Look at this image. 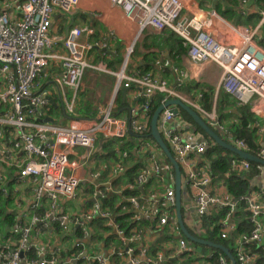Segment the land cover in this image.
Masks as SVG:
<instances>
[{
    "label": "built area",
    "instance_id": "1",
    "mask_svg": "<svg viewBox=\"0 0 264 264\" xmlns=\"http://www.w3.org/2000/svg\"><path fill=\"white\" fill-rule=\"evenodd\" d=\"M107 1L119 7L141 31L152 27L178 36L193 65L212 62L220 67V89L238 104L249 106L255 115L264 112V43L260 35L264 10L259 9L264 0H239L241 15H260L255 27L233 24L215 10L206 15L184 14L185 0ZM80 3L81 0H0V197L6 199L0 201L5 223L0 226L4 229L0 232V264H116L120 260L122 264H176L179 259L185 264H232L227 254L216 262H211L214 254L198 257L194 242L180 227L175 173L172 174L170 163L160 160L165 154L151 136L153 98L157 93L164 94L161 104L180 98L234 146L250 152V145L221 125L214 113L185 99L166 79L153 73L126 74L123 70L118 75L117 86H136L141 92L136 99L141 107H133L130 116L118 117L111 102L101 107L96 117L79 118L75 110L83 75L87 69L96 68L89 55L95 47L109 48L105 41L96 45L82 41L84 34L92 32L87 27L75 26L63 37L53 34L55 14L70 13ZM54 64L56 71L51 73ZM174 71L183 81L185 71ZM49 78L67 118L64 124L45 120L52 105V92L45 89ZM178 109L177 113L170 108L163 111L159 129L181 166L186 186L182 205L185 225L201 236L206 233L203 217L228 209V215L220 222L221 235L228 238L236 229L233 218L238 211L237 202L226 190L213 189L215 179L204 155L209 141L204 137L198 142L187 140L178 131L177 124L185 123L183 111ZM250 126L254 127L255 121ZM110 141L114 142L119 159L113 169L115 175L128 174L126 160L133 151L151 162L141 163L143 167L133 182L128 180L116 189L112 183L104 186L105 192L113 191L129 203L132 211L126 212L131 215L126 228L116 220L117 214L112 218L110 209L94 206L78 212L63 208L61 203L75 205L81 199L85 171ZM251 154L264 159V144ZM234 155V169L250 171L256 167L259 174L254 180L264 178L263 164ZM161 184L164 191L156 188ZM141 187H147L144 194L127 195ZM97 193L102 195V191ZM249 195L245 199L252 228L235 238V264H256L264 255V186ZM5 214L13 216L14 225L6 223ZM98 220L104 221L100 229H109L106 236L110 240L104 252L100 235L90 230V225L98 226ZM169 225L178 232V238L173 239L165 253H151L144 244L146 236L156 229L164 231ZM45 231L63 242L57 246L41 242ZM140 240L143 247L139 249L135 244Z\"/></svg>",
    "mask_w": 264,
    "mask_h": 264
},
{
    "label": "crops",
    "instance_id": "2",
    "mask_svg": "<svg viewBox=\"0 0 264 264\" xmlns=\"http://www.w3.org/2000/svg\"><path fill=\"white\" fill-rule=\"evenodd\" d=\"M217 3L218 1L216 0H185L184 14L193 15L196 13L199 15H206L209 11L215 10V5ZM258 16V13H253L249 17H244L241 15L240 23L238 24H247L255 27L259 21ZM249 20L251 23L248 24ZM75 26L87 27V29L89 28V30L92 31L91 33H86L83 35L82 41L84 42L90 41L93 43V45H96L97 42H108L109 48L107 50H104L100 47H95L89 55V60H93V53L96 54V60L102 59V61L99 63L96 61H91L96 66V68L91 69L101 73L104 72L105 74L111 76V78L108 80L104 77L96 76L93 74L94 72H91V79H93L94 83L93 86H95V83L96 86H99L96 94V104L94 108H92V111L90 110V112L95 114L93 115L89 112L88 116L77 115L79 118H94L99 113L101 107H104L111 102L114 103L116 107V115L118 117L130 116V112L132 111L133 107H141V102L136 100L141 93L140 90L136 86H133L132 88H124L122 83L121 86H117L119 82L118 75H120L123 70H125L126 74L142 72L141 69H143L145 65L150 64L147 59L148 56L149 59H152L153 65H155V68L150 71L156 76L166 79L169 85L177 89V92L180 93L185 99L198 103L197 100H194L190 96V94L184 93L181 89L187 88L189 91H192L194 94H196L197 97L199 91L196 89L195 85H200V87H202L205 91H208L211 88V92H213V108L211 113L216 115L217 120L221 125L225 126L226 128H231V126H233L234 128L232 129L234 131L235 127L241 123L242 113L240 107H244L246 105L237 106L235 98L219 88L222 74L220 67L212 62L201 66L193 65L187 55V50L185 49L184 51V47L181 46L180 38L172 34L170 31L161 32L152 27L141 31L137 23L128 20L119 7L110 4L107 0H81L80 5L72 12H57L53 22V34L63 37L68 30ZM260 35L264 43V28L261 30ZM257 38H259V36H257ZM155 42L156 44L158 43V47L154 45ZM129 50L130 53L134 52L130 67L128 65L129 63L124 68L116 67V65L122 60V58L118 57V52L121 54V57H123L125 51H127V56L129 55ZM127 61L129 62L128 58ZM110 64H112V68H110ZM55 65L56 64L51 67V73L56 71ZM175 69L185 71V78L183 81L179 80L178 74L174 71ZM86 87L87 83L85 82L82 84V90L85 91ZM45 89H48L52 92V105L55 107V109L62 108L61 104L59 103L58 95L54 93L56 88L53 84L52 78L46 80ZM98 102L100 103L97 104ZM102 104H104V106H101ZM121 104H124V106L121 107ZM87 107H89V105H87ZM141 109L142 108L139 110L141 111ZM47 117L54 119V122H56L54 112ZM254 121V127L258 128L257 130L259 134L257 144L262 145L264 144V112L261 115H256ZM66 122L67 118L64 116V118L57 123L64 124ZM213 128L218 130L217 127L213 126ZM177 129L187 140L198 142L200 139L203 140V137L206 139L205 136L196 139L193 136V131L196 130L186 126L185 123H182L181 121L177 124ZM221 135L224 137V139H226L223 133H221ZM131 154L133 155V159H130L129 157V159L126 160V163L129 167L128 172L133 170L134 175L136 176V174L142 168L141 163L151 162L150 160H146L142 155H140V153L133 151V153H130V156ZM105 155L106 151L102 147L91 161L88 169L85 171V179L81 186V199L78 200L75 205L73 203H66L62 201L61 203L63 208L68 207L70 211L78 212L84 211L88 208H93L94 206L103 208L105 206L103 197H107V194L114 195L115 192L110 191L107 193L105 192L106 189L102 187V198L97 199L96 203L91 202V199L95 197L97 193L95 181H98L103 185H109V183H112V187L115 189L124 185L126 174L124 175V173H119L115 175L113 173L115 162L110 159H108V161L104 160ZM160 160L166 163L163 157H161ZM101 161L103 162L104 168L106 169V173L103 175L96 171V165ZM154 178L155 176H153V179ZM115 179H118V183L114 182ZM152 184L153 181L149 185L151 186ZM253 185L261 188L264 186V178L262 177L254 180ZM88 187H90L89 189L91 192V197L84 200ZM142 188L143 190L138 189V192L133 193L132 196H140L141 194H144L147 191V187ZM156 188L164 191V186L162 184L160 188L158 185ZM213 189L215 191H224V187L222 186L221 182H214ZM103 191L105 194H103ZM123 198L124 197L121 196L116 197L113 203L115 205V209L113 211L110 209L112 213L118 215L116 220L119 223L126 212H129L126 210V207L129 206V203L123 205ZM128 219H130V217ZM125 221L127 222V219ZM96 227L95 225H92L91 228L90 225L91 232H95L97 236H105L108 234V232L106 233L105 230L100 229L99 227L98 232H96ZM74 232L75 231L73 230L72 233ZM165 232L166 230L162 231V229H156L153 231L154 235L148 234L146 236L144 244L148 246L151 253H155L157 251L165 253V250L169 249L170 244L162 243L161 241V238L166 236ZM114 234L115 232L113 231L111 236L113 237ZM176 237L173 236V238ZM41 242L57 246L63 241H61L57 236H51L49 231H45V233H42L41 235ZM101 244L104 252L107 243L101 240ZM135 245L140 249L143 247V241L140 240L136 242ZM140 252H138V254H140ZM192 261L196 262L195 259ZM116 264H122L121 260L117 261Z\"/></svg>",
    "mask_w": 264,
    "mask_h": 264
},
{
    "label": "trees",
    "instance_id": "3",
    "mask_svg": "<svg viewBox=\"0 0 264 264\" xmlns=\"http://www.w3.org/2000/svg\"><path fill=\"white\" fill-rule=\"evenodd\" d=\"M239 6H240V1L239 0H223V1H218V3L215 5V10L225 17L227 20L232 22L233 24H238L240 23V11H239ZM260 9L264 10V3L259 5ZM255 15V14H254ZM253 15V16H254ZM259 15V14H258ZM260 19V15L258 16V20ZM251 23V21H248V24ZM181 46L182 40L180 39ZM155 46L158 47V43H154ZM185 51V47L183 48ZM148 62L150 64H147L144 66L143 69H141L142 72L141 74L144 73H153L150 70H153L155 68V65L152 63V59H149L147 56ZM174 60V59H173ZM112 66V64H110ZM154 74V73H153ZM155 75V74H154ZM163 78V77H162ZM196 89H198V94H197V102L204 108L206 111L211 112L213 108V92H211V88L208 91H205L200 85H195ZM194 90V89H193ZM221 92V91H220ZM227 95V94H226ZM165 98L164 94L157 93L154 98H153V105L151 109V113L154 114L155 110L161 105L163 99ZM237 106H242L241 104H238L236 102ZM124 104H121V107H123ZM51 108L54 106L51 105ZM49 107V113H53L54 111L51 110ZM241 108V113H242V120L241 123L238 124L235 127V130L233 131L229 127V129L233 132V134L238 137V138H243L245 139L248 144L250 145V152L255 153L260 146L257 144V139L259 137L258 134V128L256 127H251L250 124L254 121L256 115L252 113L250 108L246 105ZM92 113V112H90ZM186 116H189L185 111L183 112ZM93 115L95 113H92ZM89 115V114H88ZM87 115V116H88ZM213 127V126H212ZM198 128L202 131L206 139L209 141V146L205 152V158L210 162L211 164V173L213 174V177L215 179V182H221L222 186L224 187V190H226L232 197L233 199L237 202V213L235 214V217L233 220L235 221L236 224V229L234 232L230 233L228 238L222 237V227L220 225V222L222 219H224L228 215V209H223L221 211L217 212H212L209 215H206L203 217V228L206 229V233H203L202 235L204 236L203 238L209 241H213L217 244H221L225 246L226 248L229 249L231 254L233 255L234 259L236 260V255H235V250H234V245H235V238L237 235L241 233H245L249 231L252 228V223L250 220V213L246 210V196H248L250 193H253L256 190H259V188L255 185H253L254 179L258 176L259 171L257 170L256 167H253L250 171H240L236 170L232 167L231 164V159L235 156L233 153L228 151L227 149L221 147L219 144L214 142L208 134L201 129L199 126ZM114 147V142L110 141L106 144H104L103 148L106 151V155L104 157V160L108 161V159L114 161L117 163L119 161L115 150L113 149ZM163 158L165 161L170 163V161L163 155ZM130 159H133V155L131 154ZM171 164V163H170ZM143 167V165H142ZM172 174L175 173L174 168L172 167L171 169ZM126 177L129 179V181H134L135 175L134 171L128 172ZM116 183H118V179H115ZM138 192V189L135 191H129L127 195L133 194ZM119 195H108L107 197H103V202H104V207L105 209L109 210L111 209L112 211L115 209V205L113 204L116 197ZM124 199V198H123ZM0 201L4 202L6 201L5 198L0 197ZM127 204L126 202H123V205ZM4 213L2 210H0V226H4V222L2 221ZM7 219V224H10L11 226L14 225V220L12 215H6ZM131 215L125 214L123 218H121L120 224L123 227H128V223L125 221L128 219ZM98 227H103L104 221L103 220H98L97 221ZM94 225V224H93ZM96 227V226H95ZM98 227H96V232H98ZM106 229V233L109 232V229ZM0 232H4L3 228H0ZM102 241L105 243H109L110 238H106V235L103 236L101 235L99 237ZM187 239V238H186ZM195 244V243H194ZM207 249H213V247L206 246ZM253 249H255V246H251ZM216 253H210L214 254L215 258L211 259V262H216L220 256H225L226 253L222 250L216 249ZM187 260H193L192 258H188ZM256 264H264V255H261Z\"/></svg>",
    "mask_w": 264,
    "mask_h": 264
},
{
    "label": "water",
    "instance_id": "4",
    "mask_svg": "<svg viewBox=\"0 0 264 264\" xmlns=\"http://www.w3.org/2000/svg\"><path fill=\"white\" fill-rule=\"evenodd\" d=\"M178 107L184 112H186L192 119L193 121L201 128L203 129L208 136L217 144H219L221 147L227 149L233 154L238 155L241 158L248 159L252 162L255 163H261L264 165V159L251 154L250 152L241 150L234 146L232 143L224 139L221 135V131L216 130L213 128L207 121L206 119L190 104L185 102L184 100L180 98H170L168 99L164 104H161L152 114L151 120H150V127H151V136L155 139L156 143L159 145V147L162 149L164 152L166 158L170 161L172 167L174 168L175 171V188H176V210H177V220L180 224V227L184 233V235L192 242L197 243V244H202L205 246H210L219 250L224 251L229 259L231 260L232 264H235V259L231 252L229 251L228 248L221 244H217L213 241H209L206 239L201 238L200 236H195L189 230L187 229L184 219H183V214H182V205H183V200L185 199V192H186V186L183 185L182 182V170L180 163L175 157L174 150L172 147L169 145V143L166 141V139L163 137L162 133L160 132L159 129V119L161 114L166 108H170L171 111L177 113L179 111ZM46 121L49 122H54V119L47 117L45 119ZM193 130H196L193 127ZM129 168V167H128ZM128 170V169H127ZM95 184L97 186V192L101 191V188L104 186L108 185H103L99 183L98 181H95ZM140 190H143L141 187ZM250 196V195H249ZM102 198V195L100 193H97L95 197L91 199V202L96 203L97 199ZM116 214L114 213L112 218H115ZM178 238V237H176Z\"/></svg>",
    "mask_w": 264,
    "mask_h": 264
},
{
    "label": "rangeland",
    "instance_id": "5",
    "mask_svg": "<svg viewBox=\"0 0 264 264\" xmlns=\"http://www.w3.org/2000/svg\"><path fill=\"white\" fill-rule=\"evenodd\" d=\"M117 55L119 58H122V60L119 62V64L116 65V67H124L128 63H129L128 65L130 67V65L132 64L131 61L133 59L134 52L129 53V55L127 56V51H125L123 57H121V54L119 52ZM92 58H93V60L91 59V61H96L98 63L102 61V59L96 60L97 56L94 53L92 55ZM127 58L129 59V62L127 61ZM110 68H112V66ZM91 72H94L93 74H95L96 76L104 77L108 80L111 78V76L105 74L104 72L101 73L99 71L92 70L91 68H89L85 71L83 78H82V82L83 83L86 82L87 87H86L85 91H83L82 87H81L80 91L78 92V96H77L76 115H79V116H87L89 114L90 110L92 111V108H94V106L96 104L95 100H96L97 89L99 88V86H96V83H95V86H93L94 83H93V79H91L92 78ZM181 90L186 94H190V96L194 100H197L196 94H194L192 91H189L187 88H184ZM99 103L100 102H98L97 104H99ZM87 105H89V107H87ZM101 106H104V104H102ZM50 109L54 111V116H55L56 122H60L64 118L65 115H64L62 108L55 109V107H53V108L50 107ZM182 115H183V118L185 121V125L189 126L192 129H193V127L196 129V133L193 134V136L196 139H199L200 137L204 136L202 131L198 128V125L193 121V119L190 116H186L184 113ZM159 158H160V155H159ZM96 171L102 175L104 173H106V169L104 168L102 161L96 165ZM128 180L129 179L126 177L124 179V182H128ZM89 188L90 187H88V189L86 191V195H85L84 200H86L87 198L89 199L91 197V192H90ZM126 210L129 212L132 211V209H130L129 207H126ZM168 227H167L168 229L166 228V232H165L166 236H163L161 238V241H162V243L171 244L173 241L172 239H174L173 236H175V237L178 236V232L173 229V225H169ZM187 227L192 234H194L195 236H200L198 232H194L189 226H187ZM171 234L173 236H170ZM200 237H204V236L201 235ZM193 246H194L195 253L198 257L206 258L210 253H216V250L214 248L208 250L207 247L205 245H202V244L195 243V244H193ZM90 250L92 251V249H90ZM176 264H185V263H184L183 259H179L176 261Z\"/></svg>",
    "mask_w": 264,
    "mask_h": 264
}]
</instances>
